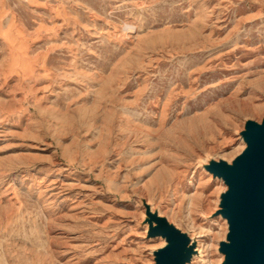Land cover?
<instances>
[{
	"label": "rangeland",
	"instance_id": "obj_1",
	"mask_svg": "<svg viewBox=\"0 0 264 264\" xmlns=\"http://www.w3.org/2000/svg\"><path fill=\"white\" fill-rule=\"evenodd\" d=\"M246 122L264 0H0V264H152L141 196L222 264Z\"/></svg>",
	"mask_w": 264,
	"mask_h": 264
},
{
	"label": "water",
	"instance_id": "obj_2",
	"mask_svg": "<svg viewBox=\"0 0 264 264\" xmlns=\"http://www.w3.org/2000/svg\"><path fill=\"white\" fill-rule=\"evenodd\" d=\"M246 151L233 166L219 163L210 171L223 177L229 186L224 195V216L230 223V244L221 251L227 255L225 264H264V122L247 124L244 133ZM158 223L151 236H164L168 246L156 253V264H185L190 260L189 240L170 226L165 219L153 217Z\"/></svg>",
	"mask_w": 264,
	"mask_h": 264
},
{
	"label": "bare ground",
	"instance_id": "obj_3",
	"mask_svg": "<svg viewBox=\"0 0 264 264\" xmlns=\"http://www.w3.org/2000/svg\"><path fill=\"white\" fill-rule=\"evenodd\" d=\"M246 109V108H245ZM248 122V121H247ZM246 122V124H247ZM245 124V126H246ZM258 124H262L261 123H258ZM243 141H244V147H243V151L241 154H239L231 163L230 162H227L225 160H219V161H215V160H210L209 161V164H205V161L204 162H200L198 164L199 167H203L207 172H209L214 179L218 180L219 182L221 183H224L225 186L227 187V190L225 192H223L220 196V203L218 205V208L217 210L215 211V213H213V215L209 216V215H205L204 216V219L205 220H208L210 218H216L215 220L217 219H221L222 221H224L227 225H228V233H227V236H226V239L224 241H221L220 243H218V247H219V251H221V247L223 244H230V241H229V234H230V223H229V220L224 216V212H227V209L223 206V198H224V195L228 192L229 190V186L228 184L226 183L225 179L223 177H219L217 175H215L213 172L210 171V168L211 166L215 165V164H219V163H226L227 165L229 166H233L234 165V162L237 160V158H239L247 149L248 147V144L245 140V137L244 135L241 136ZM183 182L180 183V185H182ZM142 197V203L145 207V215L146 217L143 219V225H145V233H146V237L148 240H151V239H154V240H160L163 242V245L161 247H159L158 249L154 250L153 252V255H154V262L152 264H156V253L160 250H163L165 249L167 246H168V242L166 240V238L164 236H151L150 233L151 231L156 228L158 226V223L153 220V217H157V218H161V219H165L167 221V223L174 227L175 229L179 230L181 233H183L184 235L187 236L188 240H189V244H188V250L191 251V257H190V260L187 261L185 264H196L197 260H201L205 254V249L204 248H200V236L199 235H196L194 234L193 236H191L190 234L188 233H185L183 232L182 230H180L179 228H177L174 224L171 223V221H169L168 218L164 217L163 215H161L160 213V210L158 207H155L153 206V204H151L144 196H141ZM200 198V194H196L195 196H193L192 200L193 202L195 200H198ZM152 240V241H154ZM222 255L224 256V261L222 264H225L226 262V258H227V255L225 253H223L221 251Z\"/></svg>",
	"mask_w": 264,
	"mask_h": 264
}]
</instances>
